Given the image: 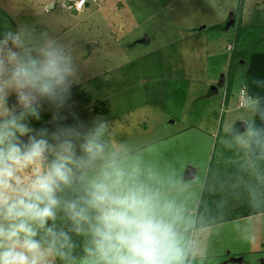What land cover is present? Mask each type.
<instances>
[{"label":"rangeland","instance_id":"1","mask_svg":"<svg viewBox=\"0 0 264 264\" xmlns=\"http://www.w3.org/2000/svg\"><path fill=\"white\" fill-rule=\"evenodd\" d=\"M89 3L79 11L73 0H0V38L27 25L72 50L80 78L65 124L73 113L89 125L104 118L105 139L157 174L185 210L191 264H238L225 261L240 256L264 264V164L247 155L251 129L230 133L255 120V101L239 105L245 66L236 62L264 50V0ZM231 13L236 23L227 27ZM221 74L225 85L205 97ZM52 111L45 104L31 125L38 129ZM188 164L198 170L193 181L182 179Z\"/></svg>","mask_w":264,"mask_h":264},{"label":"clouds","instance_id":"2","mask_svg":"<svg viewBox=\"0 0 264 264\" xmlns=\"http://www.w3.org/2000/svg\"><path fill=\"white\" fill-rule=\"evenodd\" d=\"M79 78L47 32L0 38V264H191L185 210L157 174L105 139L104 118L62 123ZM45 104L53 127L37 129Z\"/></svg>","mask_w":264,"mask_h":264},{"label":"trees","instance_id":"3","mask_svg":"<svg viewBox=\"0 0 264 264\" xmlns=\"http://www.w3.org/2000/svg\"><path fill=\"white\" fill-rule=\"evenodd\" d=\"M236 19V18H235ZM232 60V59H231ZM243 62L237 61L236 65H241L242 63L245 66V84L247 90L249 91V98L256 102L255 106V120L252 126H249L251 129V137L249 141L248 154L250 158H253L259 165L264 164V50H253L251 54L247 57V60ZM232 62V61H231ZM236 67V66H235ZM230 71H228V74ZM232 74V72H231ZM228 93H226L227 95ZM75 105V104H74ZM71 106L69 109L63 110V115H70V109L75 107ZM104 113H107V110L103 108L101 110ZM100 111V112H101ZM94 113L99 112L96 109H93ZM51 119L44 122L41 127L52 128L53 125L50 122ZM62 123H65L63 121ZM38 128V129H39ZM240 132V128L236 126V133ZM264 186V185H263ZM198 219V218H197ZM59 223V222H58ZM198 224V223H197ZM73 239L80 242V238L73 235ZM80 249H77V255H80ZM56 264H61L59 260L56 261Z\"/></svg>","mask_w":264,"mask_h":264},{"label":"crops","instance_id":"4","mask_svg":"<svg viewBox=\"0 0 264 264\" xmlns=\"http://www.w3.org/2000/svg\"><path fill=\"white\" fill-rule=\"evenodd\" d=\"M200 30H202V29H200ZM245 75V74H244ZM225 76V75H224ZM221 77V76H220ZM220 81V80H219ZM224 85H225V83H224ZM224 85H222V86H224ZM213 86H216L217 87V91H214L213 90ZM213 86L211 87V90L207 93V95L205 96V97H208V95H212V94H217L218 92H219V88L220 87H222L221 85H219V83L217 82V83H215V84H213ZM242 87H245L246 88V91H247V93H248V96L250 95L249 94V91L247 90V87H246V84H245V82H244V84L241 86V88ZM250 97V96H249ZM250 99V98H249ZM254 101V100H253ZM172 123L173 124H175L176 123V121H175V119H172ZM237 126V125H236ZM236 126H234V128L230 131V133H232V135H235V134H237V133H240V132H244V131H247L248 129H249V126L247 127V129L246 130H243L242 128H241V126H240V124L238 125L239 126V128H240V132H237L236 133ZM186 128V127H185ZM250 137H251V134H250ZM249 141H250V138H249ZM248 147H249V142H248ZM248 149V148H247ZM247 155H248V157H250L249 156V154H248V150H247ZM188 167H191V168H193L194 170H195V176H194V178H189V179H187V178H185L184 176H185V172H184V174H182V179L183 180H185V181H193V180H195L196 178H197V174H198V170L196 169V167H193V165L192 164H188L187 165ZM187 170V169H186ZM197 181V180H196ZM201 186V185H200ZM241 203H240V207H241ZM221 207H225V206H221ZM229 208V207H228ZM229 209H233V210H235L236 211V206L234 205L233 207H231V208H229ZM246 215H244V216H242V217H245ZM242 217H240V218H242ZM205 217H202V220L204 219ZM234 219H236V218H234ZM244 219V218H243ZM205 220H207L208 221V219H205ZM228 220V219H227ZM197 223H198V220H195V223H194V225H195V227L197 228ZM207 224H208V222H206ZM209 226V225H208ZM208 226H202L203 228H205V227H208ZM199 228V227H198ZM238 258H242V263H240V264H243V262H244V259H243V257L242 256H240V257H238ZM228 261H230V258L227 260V261H225V262H227L228 263ZM239 264V263H238Z\"/></svg>","mask_w":264,"mask_h":264},{"label":"water","instance_id":"5","mask_svg":"<svg viewBox=\"0 0 264 264\" xmlns=\"http://www.w3.org/2000/svg\"><path fill=\"white\" fill-rule=\"evenodd\" d=\"M235 23H236V19L234 17V14L231 13L230 14V20L227 23V27L234 26ZM204 28H205V26H202L200 29H204ZM148 41H149V39L147 40V42ZM224 83H225V76H224V74H221L220 81H219V85L222 86V85H224ZM213 90L214 91H217V87L216 86H213ZM240 126H241V128L243 130H246L247 127H248V125L245 124V123H243V122L240 123ZM194 176H195V170L193 168H191V167H188L187 170H186V172H185V176L184 177L187 178V179H189V178H194ZM234 260H236V263H239V264L242 263V258H236V259H232V260L230 259V261H234Z\"/></svg>","mask_w":264,"mask_h":264},{"label":"built area","instance_id":"6","mask_svg":"<svg viewBox=\"0 0 264 264\" xmlns=\"http://www.w3.org/2000/svg\"><path fill=\"white\" fill-rule=\"evenodd\" d=\"M90 1H91V0H84L83 6H82L81 8L78 9V8L76 7V5L79 3V0H73V8H74L75 10H79V11H81L85 6H87V5L90 4V3H89ZM92 1L96 2L97 0H92ZM247 98L249 99V96H248V93H247V91H246V88H245V87H242L241 90H240V93H239V99H240V101H239V105H240V106H243Z\"/></svg>","mask_w":264,"mask_h":264}]
</instances>
